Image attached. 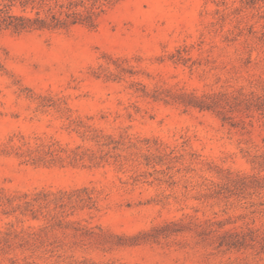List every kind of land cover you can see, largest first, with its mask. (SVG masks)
<instances>
[{"label":"rangeland","instance_id":"rangeland-1","mask_svg":"<svg viewBox=\"0 0 264 264\" xmlns=\"http://www.w3.org/2000/svg\"><path fill=\"white\" fill-rule=\"evenodd\" d=\"M77 146L101 160L70 162ZM0 264H264V0H122L95 28L0 30Z\"/></svg>","mask_w":264,"mask_h":264},{"label":"trees","instance_id":"trees-1","mask_svg":"<svg viewBox=\"0 0 264 264\" xmlns=\"http://www.w3.org/2000/svg\"><path fill=\"white\" fill-rule=\"evenodd\" d=\"M122 0H8L0 7V30L8 29L14 33L32 30H68L74 25L80 24L88 28H95L99 16L109 7ZM18 10H15V9ZM180 102L185 107H194L204 110H214V101H207L195 95L182 97ZM224 120V117H222ZM73 130L80 133L81 137H88L99 146L113 144L116 148L117 141L109 135L99 134L95 129L85 125L82 120H72ZM54 143L47 145L46 153L50 155L56 152L65 151L61 148L55 149ZM87 158L90 162L98 164L102 156L89 148L77 146L71 150L70 162H82ZM82 195H76L79 201L89 203L92 200L91 192L86 188L79 190ZM33 199L35 202L40 200L44 203L50 202L48 192H38ZM57 201H62L64 194H61ZM31 212L32 209H30ZM33 217L36 214L32 213ZM239 240H232L229 244L236 246Z\"/></svg>","mask_w":264,"mask_h":264}]
</instances>
